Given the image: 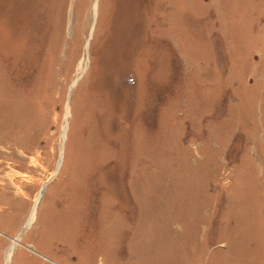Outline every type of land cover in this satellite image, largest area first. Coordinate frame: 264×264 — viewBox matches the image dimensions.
<instances>
[{
    "label": "rangeland",
    "instance_id": "1",
    "mask_svg": "<svg viewBox=\"0 0 264 264\" xmlns=\"http://www.w3.org/2000/svg\"><path fill=\"white\" fill-rule=\"evenodd\" d=\"M0 15V264H264V0Z\"/></svg>",
    "mask_w": 264,
    "mask_h": 264
},
{
    "label": "bare ground",
    "instance_id": "2",
    "mask_svg": "<svg viewBox=\"0 0 264 264\" xmlns=\"http://www.w3.org/2000/svg\"><path fill=\"white\" fill-rule=\"evenodd\" d=\"M1 16V15H0ZM4 16V15H3ZM2 19V18H1ZM5 19V18H4ZM7 19V18H6ZM46 19V18H45ZM1 21V20H0ZM4 23V22H3ZM2 24V23H1ZM0 24V25H1ZM16 27V26H15ZM10 28V27H9ZM18 30V29H17ZM14 31H16V30H14ZM13 31V32H14ZM16 36H18L17 34H16ZM16 36H14V37H16ZM20 42V41H19ZM14 48V47H13ZM28 59V58H27ZM34 218H35V210L32 212V214H31V217H30V221L29 222H32L33 220H34ZM15 242H18V241H15ZM13 246L9 249V251H7L8 253H7V262H9L10 261V258H11V255H12V253H13Z\"/></svg>",
    "mask_w": 264,
    "mask_h": 264
}]
</instances>
